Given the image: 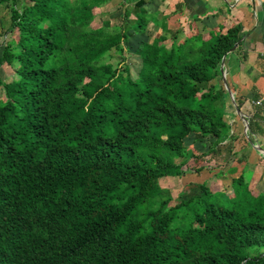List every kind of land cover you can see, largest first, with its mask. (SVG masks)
<instances>
[{"label":"trees","instance_id":"1","mask_svg":"<svg viewBox=\"0 0 264 264\" xmlns=\"http://www.w3.org/2000/svg\"><path fill=\"white\" fill-rule=\"evenodd\" d=\"M108 1L0 0L17 29L0 55L15 73L0 76V264H264V191L244 173L174 204L159 184L196 157L186 138L218 153L233 137L220 65L239 29L141 41L133 77L124 45L147 27L144 1L92 27Z\"/></svg>","mask_w":264,"mask_h":264},{"label":"crops","instance_id":"2","mask_svg":"<svg viewBox=\"0 0 264 264\" xmlns=\"http://www.w3.org/2000/svg\"><path fill=\"white\" fill-rule=\"evenodd\" d=\"M19 1L21 3L22 0ZM143 1L141 7L146 12L147 27L144 33L130 36L132 39L139 37V43L141 41L151 42L154 38L163 37L162 43L169 47L173 42H181L185 37L192 35L208 39L218 32L225 33L234 27L239 29L241 39L234 47V54L229 63L224 61L226 82L228 81L234 98L236 96L242 101L240 108L237 107L235 101L227 102L225 118L227 117L233 122L230 125L233 137L225 141L233 142L238 139L240 123L242 128L245 125L244 121L237 120V110L246 112L244 116L247 119L253 111V106L264 101V0ZM129 3L133 4V1ZM4 6L7 8L5 4ZM130 17L133 19L135 15L132 13ZM261 114L263 121L260 122V126L263 131L254 132L252 135L263 134L264 138V111ZM248 146L249 144L246 143L241 149L239 148L240 151L236 150V163L242 164L244 167H239L240 170L233 173L227 189L221 187L219 190H212L211 184H206V180H202L200 183H205L212 191L224 190L229 193L232 178L244 173L245 177L249 178V188L252 191H263L255 185L259 183L260 175L264 172V155L257 150H251ZM260 146L263 147V145ZM193 151L195 152L194 149ZM253 159L258 160L256 164H249ZM248 164L252 166V169L247 166ZM228 169L232 170V167ZM186 185H190V183Z\"/></svg>","mask_w":264,"mask_h":264},{"label":"rangeland","instance_id":"3","mask_svg":"<svg viewBox=\"0 0 264 264\" xmlns=\"http://www.w3.org/2000/svg\"><path fill=\"white\" fill-rule=\"evenodd\" d=\"M127 8L131 11H134V5L128 2H124L122 0H111L103 4L100 8L95 9L96 19L91 23L92 27H97L100 25L101 20L104 18H108L112 25L118 24L121 21V13L122 11ZM10 19H9V8H6L4 4H0V55L2 54V50L4 45L11 39L17 37V29L10 30ZM136 35V34H135ZM140 39L139 37H136L132 39V37H129L128 43H125V50L127 55V62L130 64V73L134 77L137 73V70L139 68L140 64V58L138 55L134 52L137 44L139 43ZM113 65L117 63L118 57H113L110 60ZM0 76L5 84H7L9 87H12L15 73L14 69L9 65L8 59H5L3 63L0 65ZM226 78V73H225ZM226 81V79H225ZM228 82V81H227ZM226 82L227 88L230 90V86H228V83ZM223 85V88L227 91L229 96V102H234V93H232V97L229 94V90H227L224 81L221 82ZM231 91V90H230ZM236 102V101H235ZM241 114L245 115L246 112L240 111ZM237 117L240 122H243V119L241 118L240 114L238 112ZM227 118V117H226ZM229 118H227L228 120ZM228 122L230 125H232V121L229 119ZM245 125V121L243 122ZM240 123V131L238 133V139H235V141H224L220 146V153H207L206 149L208 148V144L210 142V138H205L201 140L195 139L192 135L185 139V145L188 148H191L192 150H195V156L196 158L192 157L190 158L185 165L182 166L183 174L180 176H167L164 178H161L159 180L160 186L167 188L166 193L168 195H171L172 200L170 201V204L176 203L181 198H187L188 196L192 195L191 193L187 195L188 189L190 185L189 184H198L202 180H206V184H211L212 190H219L224 188L227 189V186L229 185L230 178L233 176V173L236 171H239V167H244L242 164L236 163L235 156L237 155V151L241 149L243 145L250 142V146H248L251 150H257L259 153L261 151L255 147V145H258L257 143H261L260 145H263L264 147V138L263 134L258 135L255 133V135H246V129L241 127ZM233 130V129H232ZM234 131V130H233ZM258 145L260 148L264 150L262 146ZM193 146V147H191ZM240 148V149H239ZM232 150H235L234 152ZM262 154V153H261ZM258 160L253 159V161H250L249 164H256ZM203 163V164H201ZM247 165L252 169V166ZM254 164V165H255ZM232 170L228 169L231 168ZM242 167V168H243ZM233 171V172H232ZM264 172L260 175L259 178V185L256 184L255 186L259 188L260 190L264 191ZM246 180L249 182V178L247 177ZM255 187V188H256ZM193 193V192H192Z\"/></svg>","mask_w":264,"mask_h":264},{"label":"water","instance_id":"4","mask_svg":"<svg viewBox=\"0 0 264 264\" xmlns=\"http://www.w3.org/2000/svg\"><path fill=\"white\" fill-rule=\"evenodd\" d=\"M237 43H238V42H236V43L234 44L233 47H236V46H237ZM224 58H225V56L222 57V61H221L220 68H221V72H222L223 81H224L225 86H226V88H227L226 81H225ZM227 90H229V89L227 88ZM229 94H230L231 97H232V93H231L230 90H229ZM237 112L240 114V116H241V118L243 119V121H245V129H246V131H247V129H248V122H247L246 117H245L243 114H241V112H240L239 109L237 110ZM246 131H245V132H246ZM255 147L258 148V149L261 151V153L264 155V150H263L262 148H260L258 145H255Z\"/></svg>","mask_w":264,"mask_h":264}]
</instances>
